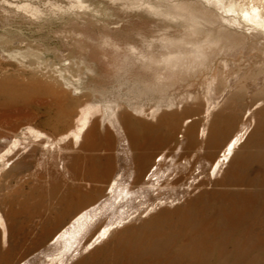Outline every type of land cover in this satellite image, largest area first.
<instances>
[{"label": "rangeland", "instance_id": "374dc122", "mask_svg": "<svg viewBox=\"0 0 264 264\" xmlns=\"http://www.w3.org/2000/svg\"><path fill=\"white\" fill-rule=\"evenodd\" d=\"M214 1L0 0V264H58L67 249L53 237L108 201L115 177L127 176V148L151 158L145 171L164 154V167L189 160L197 172L250 108L254 120L216 176L206 170L204 184L149 213L135 195L110 201L111 233L68 264H264V176L241 169L264 151V35L244 16L264 0ZM239 174L245 185L226 186ZM225 191L246 196L215 221L208 205Z\"/></svg>", "mask_w": 264, "mask_h": 264}, {"label": "bare ground", "instance_id": "6f19581e", "mask_svg": "<svg viewBox=\"0 0 264 264\" xmlns=\"http://www.w3.org/2000/svg\"><path fill=\"white\" fill-rule=\"evenodd\" d=\"M120 1H125L132 5L137 4L139 2V0ZM214 3L218 7L222 6L220 0H215ZM232 4L234 6V3ZM233 6L230 4L229 10H234ZM244 8L245 7H243V9ZM263 14L264 11H262L256 5H253L249 9H245L244 14V16L247 18L246 20L251 21L254 25H256V34L258 33L261 36L264 35ZM210 42H212V40H210ZM213 107L214 104L213 106L207 107L205 116H208L209 113H211ZM88 112H90V110H88L87 108L84 112L82 119L80 120L81 122L79 124L78 130L77 132H75V136L78 138L81 137V133L85 129V126L88 124ZM251 115H253V111L250 108L245 113V119L247 122L243 124L240 130L229 139L225 148L223 149V152L219 156H217L212 162L209 161L210 163L208 164V166L202 167L201 170L197 169V172L192 171L193 168H191V161L189 160L185 164L173 161L171 164H168L166 167H164L163 163L161 162L165 159L164 154H161L158 162L155 161L150 166V168L145 171V168L148 162H150L151 158H148V155L144 150H138L137 148H127L124 152L126 157L125 165L128 169L127 176L124 177L120 173L117 177H115L114 181L111 183L110 186L111 189L109 191L108 201L103 204L102 202H95L94 204H92L91 207H88L86 210L81 211L74 217V219L68 226L63 228L53 237L51 242L52 245L60 244L61 246L67 249V251L64 253L65 256L60 257L58 259V264H68V261L70 259H73L74 256L77 255V253H80L84 249L86 250L92 248L95 242L101 241L111 233L112 229L114 228L113 224L115 223V221L111 220L110 218L108 219V216L110 214V205L112 203L117 205L120 200H127L129 198H132L133 195H135L140 198L139 200L142 203V205L140 206L141 212L149 213L156 206L181 199L184 196H187L192 190V188H195L199 184H204V180L199 182V175H206V170H209V176H216L221 171L225 162L230 160L239 149L237 147L243 140L245 134H247L248 129L251 126L252 120H254V115L252 116V118H249ZM232 119L236 120V116H232ZM197 125V122H194L190 125V129L192 130L195 137H197ZM203 125H205V123H203ZM241 169L247 177L250 176L249 171L247 169L253 171L254 177H257L259 175L264 176V151L261 150L257 153L247 154V156L243 160V165ZM187 171L190 174V176L188 177L186 175ZM141 177L143 179L139 180L138 178ZM243 185H245V183L242 181V174H239L238 180L229 182L226 186L233 188L235 186ZM232 193L235 194L236 192ZM81 194V192L76 193V196L78 197L77 202H82L80 200ZM233 194H229L226 191L212 193V199L216 202V205L214 207L208 205V207L213 208V211L215 213L217 211L218 216L215 217V221L222 215H226V213L229 211H237L238 205L242 204V201L245 199L246 196V193H244V191H242V193H240L237 197L232 196ZM118 197H120L119 201H117ZM64 202V209L66 210L69 208L68 206L70 203L67 201ZM55 204H57V202H55ZM199 213L200 214H198L196 219L202 220V224H204L205 226L202 224L199 225H202L201 227L204 228H212L214 220L211 219L207 221L206 214L201 209ZM254 221L256 222L257 219L255 218ZM0 224L4 227V231H6V224L1 213ZM45 226L47 227V224H44L43 228ZM91 235L93 236L91 237ZM75 251L77 252L75 253ZM21 264H26V262H23Z\"/></svg>", "mask_w": 264, "mask_h": 264}]
</instances>
